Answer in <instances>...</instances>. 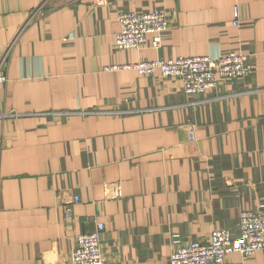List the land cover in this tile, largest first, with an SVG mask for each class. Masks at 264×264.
Segmentation results:
<instances>
[{
  "label": "crops",
  "instance_id": "obj_1",
  "mask_svg": "<svg viewBox=\"0 0 264 264\" xmlns=\"http://www.w3.org/2000/svg\"><path fill=\"white\" fill-rule=\"evenodd\" d=\"M153 9L169 14L158 48L114 45L120 12ZM231 50L252 73L204 93L132 67ZM6 52L0 264H70L97 222L106 264H168L174 234L238 233L239 210L264 207V0H0Z\"/></svg>",
  "mask_w": 264,
  "mask_h": 264
},
{
  "label": "built area",
  "instance_id": "obj_2",
  "mask_svg": "<svg viewBox=\"0 0 264 264\" xmlns=\"http://www.w3.org/2000/svg\"><path fill=\"white\" fill-rule=\"evenodd\" d=\"M39 15H42L40 8L31 10L27 22ZM117 22L119 28L113 35L116 47L139 48L145 43L147 34L152 33V46L158 48L160 34L169 25V14L161 9L146 12L127 10L117 15ZM232 23H239L237 6L233 7ZM6 54L0 58V84L6 81ZM132 67L143 75L177 78L187 94L204 93L216 88L221 80L242 78L253 71L249 54L240 50H231L216 57L180 55L168 59L144 60L132 64ZM10 114L0 106V117ZM73 200L78 201V196H74ZM66 213L67 216L71 215L69 209ZM238 222V233L228 228H213L207 238L193 239L183 244L174 234L172 241L176 247L170 253L168 264H245L244 261L257 251L264 256V207L239 210ZM103 229V224L97 222L94 230L76 236L70 264H106L102 250ZM231 254H237L239 260H232Z\"/></svg>",
  "mask_w": 264,
  "mask_h": 264
}]
</instances>
